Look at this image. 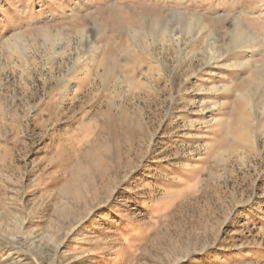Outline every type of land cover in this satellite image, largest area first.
Wrapping results in <instances>:
<instances>
[{"label": "rangeland", "instance_id": "374dc122", "mask_svg": "<svg viewBox=\"0 0 264 264\" xmlns=\"http://www.w3.org/2000/svg\"><path fill=\"white\" fill-rule=\"evenodd\" d=\"M0 264H264V0H0Z\"/></svg>", "mask_w": 264, "mask_h": 264}, {"label": "bare ground", "instance_id": "6f19581e", "mask_svg": "<svg viewBox=\"0 0 264 264\" xmlns=\"http://www.w3.org/2000/svg\"><path fill=\"white\" fill-rule=\"evenodd\" d=\"M243 35H244V34H243ZM240 39H241V38H240V36H239L238 39H237V41L240 40Z\"/></svg>", "mask_w": 264, "mask_h": 264}]
</instances>
